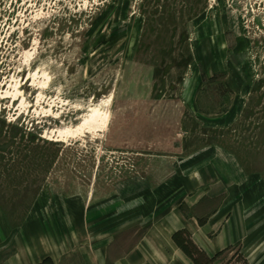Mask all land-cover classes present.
<instances>
[{
    "label": "rangeland",
    "instance_id": "374dc122",
    "mask_svg": "<svg viewBox=\"0 0 264 264\" xmlns=\"http://www.w3.org/2000/svg\"><path fill=\"white\" fill-rule=\"evenodd\" d=\"M220 148L264 180V0H0V207ZM222 264H246L236 249Z\"/></svg>",
    "mask_w": 264,
    "mask_h": 264
},
{
    "label": "crops",
    "instance_id": "0c3cea01",
    "mask_svg": "<svg viewBox=\"0 0 264 264\" xmlns=\"http://www.w3.org/2000/svg\"><path fill=\"white\" fill-rule=\"evenodd\" d=\"M105 189L48 194L21 221L0 207V264H195L190 243L222 264L236 249L264 264V180L234 156L206 147L159 177Z\"/></svg>",
    "mask_w": 264,
    "mask_h": 264
},
{
    "label": "trees",
    "instance_id": "16d2710c",
    "mask_svg": "<svg viewBox=\"0 0 264 264\" xmlns=\"http://www.w3.org/2000/svg\"><path fill=\"white\" fill-rule=\"evenodd\" d=\"M183 250L193 258L195 264H203L207 262V258H205L195 247H193L190 243H186L182 246ZM246 263V262H245Z\"/></svg>",
    "mask_w": 264,
    "mask_h": 264
}]
</instances>
